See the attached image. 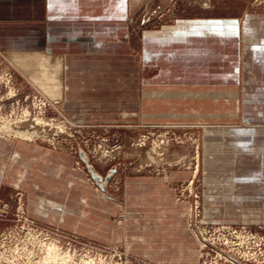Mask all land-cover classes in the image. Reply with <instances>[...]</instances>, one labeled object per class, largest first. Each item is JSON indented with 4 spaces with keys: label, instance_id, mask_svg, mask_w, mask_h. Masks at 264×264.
<instances>
[{
    "label": "rangeland",
    "instance_id": "rangeland-1",
    "mask_svg": "<svg viewBox=\"0 0 264 264\" xmlns=\"http://www.w3.org/2000/svg\"><path fill=\"white\" fill-rule=\"evenodd\" d=\"M120 2L103 53L0 49V264H264V0Z\"/></svg>",
    "mask_w": 264,
    "mask_h": 264
},
{
    "label": "crops",
    "instance_id": "crops-1",
    "mask_svg": "<svg viewBox=\"0 0 264 264\" xmlns=\"http://www.w3.org/2000/svg\"><path fill=\"white\" fill-rule=\"evenodd\" d=\"M123 7L120 0H0V49L15 53L45 49L60 59L55 51H67L65 46L70 44L66 42L77 41L74 44L81 48L87 43L80 41H92L99 47L83 51L103 53L104 48H99L105 41L116 46L126 38L125 24L119 18ZM164 36L146 40L163 41Z\"/></svg>",
    "mask_w": 264,
    "mask_h": 264
},
{
    "label": "bare ground",
    "instance_id": "bare-ground-1",
    "mask_svg": "<svg viewBox=\"0 0 264 264\" xmlns=\"http://www.w3.org/2000/svg\"><path fill=\"white\" fill-rule=\"evenodd\" d=\"M15 123V122H14ZM19 124V123H18ZM12 128V125H8L7 123H0V130H4L3 132H9ZM46 129V128H45ZM1 130V131H2ZM13 130V129H12ZM27 131V130H26ZM26 131H18L16 132V134L22 136V137H31L32 135H34V131H31V132H26ZM37 132V131H36ZM13 134V133H12ZM15 134V133H14ZM30 233V232H29ZM32 235V233H31ZM28 236V235H27ZM34 236V235H33ZM44 243V242H43ZM47 243V242H46ZM54 243V242H53ZM53 243L51 244H46L48 245L46 248H45V252H44V256H43V261H45L46 263L50 262V264H53L54 263V260L56 259V257L58 256L57 255V252H56V249L55 247L53 246ZM34 251V250H33ZM31 251H29L30 253Z\"/></svg>",
    "mask_w": 264,
    "mask_h": 264
},
{
    "label": "water",
    "instance_id": "water-1",
    "mask_svg": "<svg viewBox=\"0 0 264 264\" xmlns=\"http://www.w3.org/2000/svg\"><path fill=\"white\" fill-rule=\"evenodd\" d=\"M80 156H81L82 159H84V155H83V153H80ZM88 168H89V167H88ZM89 172H90V174L92 175V177H93L96 181L100 179V177H99L98 175H96L95 173H93L92 170H91L90 168H89ZM108 178H109V176L106 177V179H105L104 182H106Z\"/></svg>",
    "mask_w": 264,
    "mask_h": 264
}]
</instances>
